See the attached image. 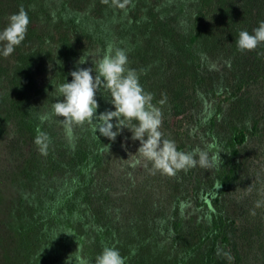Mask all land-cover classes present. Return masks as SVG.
<instances>
[{"label": "rangeland", "instance_id": "374dc122", "mask_svg": "<svg viewBox=\"0 0 264 264\" xmlns=\"http://www.w3.org/2000/svg\"><path fill=\"white\" fill-rule=\"evenodd\" d=\"M21 8L26 37L0 54V264H95L104 247L125 264H264V43L236 44L264 21V0H0V31ZM109 45L153 95L163 137L216 155L213 167L153 174L125 161L141 146L127 128L112 141L87 124L69 137L61 117L41 122L63 99L55 88ZM105 97L97 115L115 111ZM73 183L82 191L65 222L58 203Z\"/></svg>", "mask_w": 264, "mask_h": 264}, {"label": "clouds", "instance_id": "9594fccd", "mask_svg": "<svg viewBox=\"0 0 264 264\" xmlns=\"http://www.w3.org/2000/svg\"><path fill=\"white\" fill-rule=\"evenodd\" d=\"M105 4L109 0H103ZM114 6L121 9L130 3V0H112ZM30 23L27 12L21 8L18 13L9 17V23L0 31V54L7 58L13 54L15 48L25 39ZM264 43V21L254 29L253 34L240 31L236 40L239 51L255 50ZM80 64L86 61L79 62ZM93 68H80L72 71V82L59 84L55 92L63 97L51 106V112L42 114L41 122L50 120L53 116L61 117L59 122L67 135L71 137L73 128L84 126L92 127L109 140L115 141L125 128L132 132V139L140 142L135 155L129 154V159L135 164L144 163L145 167L151 165L153 174L159 172L166 175H175L178 171L188 170L197 166L211 168L217 162V156L197 146L191 152L178 151L173 140L163 137L160 131L162 126V111L153 105V95L146 92L139 83V76L135 70L128 69V57L124 50L109 45L106 52L98 59L92 57ZM96 75L93 77L92 72ZM97 92H102L105 99L111 103L115 111H105L97 115L99 104L96 99ZM165 103L164 100L160 101ZM113 120L117 123L114 125ZM136 123H133V122ZM116 131H113V129ZM34 143L41 154L46 155L48 137L37 129ZM210 147V146H209ZM221 159V158H220ZM264 206L258 201L256 207ZM255 214V213H253ZM79 250V248H78ZM95 264H125L121 253L115 247H104L97 255Z\"/></svg>", "mask_w": 264, "mask_h": 264}, {"label": "trees", "instance_id": "16d2710c", "mask_svg": "<svg viewBox=\"0 0 264 264\" xmlns=\"http://www.w3.org/2000/svg\"><path fill=\"white\" fill-rule=\"evenodd\" d=\"M235 139H236V141L238 143L245 142L246 139H247L246 133L244 131H242V130L238 131L236 133V135H235ZM73 185H74V192H71L67 196L61 197L59 199V203H58L59 206L65 208L64 210H65L66 213H64L65 214V217L63 219V221H65V222H69L70 220H72V216L75 217L74 216L75 215V207H73L70 204V202H71V199L70 198L73 197V196L76 197L79 194V192L82 191L81 189L77 188L78 187L77 186L78 184L73 183ZM80 185L81 184H79V186ZM86 196L87 195H85V198H86ZM55 205L57 207V202L56 203H53V206H55ZM57 209H58V207H57ZM45 220H46V218L40 219L38 222H36V224H38V225L41 224V223L46 224V221ZM57 221L59 223L60 222V218H57ZM48 224H51V220L47 222V226H48Z\"/></svg>", "mask_w": 264, "mask_h": 264}]
</instances>
